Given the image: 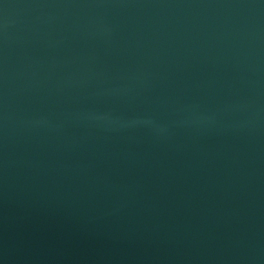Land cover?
<instances>
[{
    "label": "water",
    "instance_id": "95a60500",
    "mask_svg": "<svg viewBox=\"0 0 264 264\" xmlns=\"http://www.w3.org/2000/svg\"><path fill=\"white\" fill-rule=\"evenodd\" d=\"M0 264H264V0H0Z\"/></svg>",
    "mask_w": 264,
    "mask_h": 264
}]
</instances>
